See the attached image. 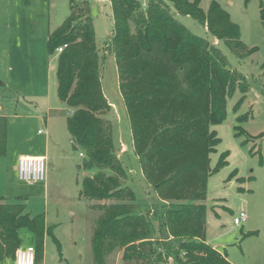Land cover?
<instances>
[{"label":"trees","instance_id":"1","mask_svg":"<svg viewBox=\"0 0 264 264\" xmlns=\"http://www.w3.org/2000/svg\"><path fill=\"white\" fill-rule=\"evenodd\" d=\"M70 16L48 37L57 59V94L70 112L67 129L75 148L85 152L82 168L97 172L82 181L80 196L99 211L91 239L95 264L122 253L124 264H232L206 241L210 178L228 165L229 153L211 167L222 140L212 127L226 119L227 102L238 114L250 91L247 77L209 40L192 33L176 17H191L240 59L249 50L241 28L217 1L205 12L201 0H110L114 27L104 55L97 45L92 0H70ZM264 20V0H260ZM115 58L123 98L142 175L158 203L141 202L128 186L110 119L113 106L103 86L107 54ZM249 115L237 117L239 123ZM236 137L244 135L235 127ZM8 120L0 116V157L7 154ZM246 145V142H242ZM84 155V154H83ZM238 171L230 174L236 177ZM238 182L244 183L243 178ZM108 202V204H106ZM110 202V203H109ZM33 237L36 264L44 257L46 237L55 227L44 215L31 216L21 203L0 197V264H11L23 248L20 231Z\"/></svg>","mask_w":264,"mask_h":264},{"label":"rangeland","instance_id":"2","mask_svg":"<svg viewBox=\"0 0 264 264\" xmlns=\"http://www.w3.org/2000/svg\"><path fill=\"white\" fill-rule=\"evenodd\" d=\"M138 1L147 5V0ZM212 1L239 25L246 47L258 51L240 59L206 27L176 14L192 33L215 44L231 67L247 77L250 88L238 114L233 107L242 97L240 93L228 100L225 121L212 127L222 142L211 155V167L222 153L228 152L229 157L228 165L210 178L202 202L208 209L206 241L232 264H264V20L260 0H201V8L207 12ZM92 5L97 45L103 56L114 27L110 0H92ZM70 6V0H0V116L8 120L7 154L0 157V197L9 204L25 205L31 216L44 215L47 225L55 227L62 255L52 238L46 237L39 264H95L91 239L99 211L90 209L97 203L82 198L80 192L82 181L97 170H84L85 152L71 145L66 122L69 108L57 94L58 53L50 55L47 46L49 35L70 16ZM103 86L109 101L117 106L110 119L118 154L129 169L128 186L141 202L158 203L142 176L115 58L109 53ZM246 114L249 119L239 123L237 117ZM237 126L244 132L239 138ZM244 141L246 145H242ZM47 146L46 181L34 186L20 182L15 170L19 158L45 153ZM235 170L238 175L230 180ZM242 212L247 221L236 226L234 219ZM20 235L23 248L34 243L28 230L22 229ZM106 264H124L122 253L109 256Z\"/></svg>","mask_w":264,"mask_h":264},{"label":"built area","instance_id":"3","mask_svg":"<svg viewBox=\"0 0 264 264\" xmlns=\"http://www.w3.org/2000/svg\"><path fill=\"white\" fill-rule=\"evenodd\" d=\"M68 45L60 46L57 53H62ZM72 113V112H71ZM84 157L83 153L80 154ZM46 158L34 156H21L16 167L17 177L20 182L34 186L46 181ZM247 221V215L241 213L234 219V224L240 226ZM11 264H36V250L33 246L21 248L16 252L15 259Z\"/></svg>","mask_w":264,"mask_h":264},{"label":"crops","instance_id":"4","mask_svg":"<svg viewBox=\"0 0 264 264\" xmlns=\"http://www.w3.org/2000/svg\"><path fill=\"white\" fill-rule=\"evenodd\" d=\"M103 1V0H102ZM110 6H111V4H110ZM112 10V9H111ZM57 59H58V57H57ZM122 97V96H121ZM108 98V97H107ZM109 100V99H108ZM122 100H123V98H122ZM110 102V101H109ZM124 102V101H123ZM110 104L113 106V109H116V105L115 104H113L112 102H110ZM125 106V105H124ZM124 111H126V108H125V110ZM71 112H70V110H69V114H70ZM68 117V116H67ZM66 122H67V119H66ZM130 122V121H129ZM71 145L73 146V147H75L74 146V144H73V142H72V139H71ZM122 146H125L124 144H122ZM125 152L127 151V150H124ZM123 151V155L125 154V152ZM49 152H50V149H49V146H47L46 147V149H45V153H38L37 155H32V156H34V157H44V158H46V160L48 159V157H49ZM81 154V153H80ZM15 170H16V168H15ZM143 176V175H142Z\"/></svg>","mask_w":264,"mask_h":264}]
</instances>
